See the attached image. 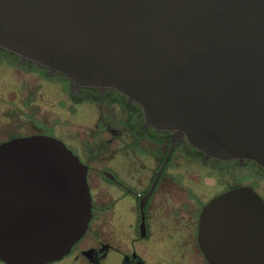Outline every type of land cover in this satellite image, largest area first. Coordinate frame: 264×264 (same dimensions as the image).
<instances>
[{
    "label": "water",
    "instance_id": "95a60500",
    "mask_svg": "<svg viewBox=\"0 0 264 264\" xmlns=\"http://www.w3.org/2000/svg\"><path fill=\"white\" fill-rule=\"evenodd\" d=\"M0 48L76 85L114 89L207 157L264 168V0H0ZM87 170L47 136L0 144V260H61L91 219ZM212 264H264V201L203 210Z\"/></svg>",
    "mask_w": 264,
    "mask_h": 264
},
{
    "label": "flooded vegetation",
    "instance_id": "af4514ba",
    "mask_svg": "<svg viewBox=\"0 0 264 264\" xmlns=\"http://www.w3.org/2000/svg\"><path fill=\"white\" fill-rule=\"evenodd\" d=\"M32 136L63 142L86 167L91 195L85 234L48 264H212L199 240L204 208L241 186L264 201L256 162L207 157L148 124L119 91L76 85L0 48V144Z\"/></svg>",
    "mask_w": 264,
    "mask_h": 264
},
{
    "label": "rangeland",
    "instance_id": "374dc122",
    "mask_svg": "<svg viewBox=\"0 0 264 264\" xmlns=\"http://www.w3.org/2000/svg\"><path fill=\"white\" fill-rule=\"evenodd\" d=\"M71 259H72V258H68V259H66V260H64V261H62V262L55 263V264H71Z\"/></svg>",
    "mask_w": 264,
    "mask_h": 264
}]
</instances>
